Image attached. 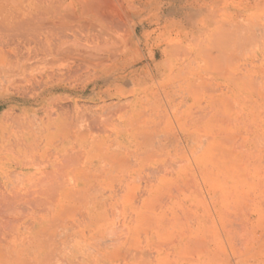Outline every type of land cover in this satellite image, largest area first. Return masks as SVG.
<instances>
[{
    "label": "rangeland",
    "instance_id": "1",
    "mask_svg": "<svg viewBox=\"0 0 264 264\" xmlns=\"http://www.w3.org/2000/svg\"><path fill=\"white\" fill-rule=\"evenodd\" d=\"M93 1L97 10L105 5L102 16L112 12L106 17L113 20L115 13L119 21L115 28L117 19L110 20L109 43L99 34L111 63L77 67L55 48L74 37L86 48L90 40L99 44L92 23L101 30V22L92 5L78 21L46 23L48 9L74 7L72 0H0V71L10 70L11 78L25 74L0 89V130L17 118V124L34 125V132L19 126L41 144L39 119L58 120L62 132L73 133L82 159L79 198L71 194V210L52 220L49 214L51 228L61 220V227L55 220L57 234L47 227L58 244L47 240L49 249L60 246L68 264H264V0ZM59 23L60 32L51 26ZM76 44L71 50L85 48ZM28 77L36 79L29 81L35 91L17 94ZM2 113L16 116L9 122ZM22 127L8 129L19 138ZM24 215L19 226L30 224ZM23 227L19 234L26 233ZM20 243L29 258V242Z\"/></svg>",
    "mask_w": 264,
    "mask_h": 264
},
{
    "label": "bare ground",
    "instance_id": "2",
    "mask_svg": "<svg viewBox=\"0 0 264 264\" xmlns=\"http://www.w3.org/2000/svg\"><path fill=\"white\" fill-rule=\"evenodd\" d=\"M104 0H102V2H103ZM118 1H120V0H118ZM122 1V0H121ZM72 2H73V0H72ZM104 2H110V1H104ZM71 3V2H70ZM91 3H93V4H91ZM95 2L93 1V0H78V2H77V0L76 1H74L73 2V5H74V7H68V5H66V4H64V6H63V4L62 5H60V7H57L56 9H48V11H46V13H47V15H49L48 16V19H45V22H46V20L47 21H50V22H53V23H56L57 21L58 22H61V21H63L64 19H71V20H76V21H78V19L80 20V19H83V15L84 14H86V11H88V9H90V7H91V5H92V9H96L97 8V6L98 5H100V4H94ZM105 3V4H106ZM116 3H117V1H116ZM123 3V1L121 2V4ZM72 4V3H71ZM108 4V3H107ZM118 4H119V2H118ZM65 5L67 6V7H65ZM93 5H95V7L93 6ZM106 6H108V5H106ZM134 6V5H133ZM101 6H99L98 8H100ZM104 7H105V5H104ZM103 7V8H104ZM116 7V6H115ZM120 8L122 7V6H119ZM40 8V7H39ZM102 8V7H101ZM101 8L100 9H98V10H101ZM103 8H102V10H103ZM108 8V7H107ZM118 7H116V9H117ZM124 8H125V5H124ZM106 9V8H105ZM94 10H92V12L95 14V15H98L99 16V21L101 22V30L99 29V28H97V27H95L96 25L98 26L99 24H96V25H94L93 23H92V25L94 26V28H96V30H98V32L96 33H92L93 35H96L97 36V38H99V39H97V38H94V39H97V41L99 40H103L102 42H104V44H106L107 42L109 43L110 41L109 40H112L114 37L111 35L112 34V32H111V36L110 37H113L112 39H108V37H107V39H106V36L108 35L109 36V27H113L114 25L115 26H117L116 25V23L117 22H119L118 21V19H117V17H116V15H114L113 14V17H112V19L113 20H111V18H110V20L113 22V21H115L116 19V21H115V23H113V26H111V21L108 19V17H110L111 15H112V12H111V15L109 16V14H106V12H105V16H104V14H103V16L100 14V12L96 9L95 11ZM107 10V9H106ZM117 10H119V12L120 11H122V10H120V9H117ZM99 13H98V12ZM115 11V10H114ZM118 12V13H119ZM124 12V11H123ZM123 12H121V14L123 13ZM103 13H104V10H103ZM107 13H110V12H107ZM118 13L116 12V14H117V16H118ZM87 15V14H86ZM108 15V17H106ZM120 15V14H119ZM52 16H54L53 18H52ZM95 17V16H94ZM93 17V18H94ZM118 17H120V16H118ZM93 18H91V20H93ZM85 19V18H84ZM115 19V20H114ZM41 20V19H40ZM87 20V19H86ZM86 20H85V22H86ZM39 21V20H38ZM43 21V22H42ZM110 21V22H109ZM41 22L42 23H44V19L43 20H41ZM82 22V21H81ZM110 24H109V23ZM42 23H40L41 24V28H42ZM46 23H48V22H46ZM62 23V22H61ZM87 24H85L84 26L86 27V28H89L90 29V31L92 30V25L90 26V22H88V20H87V22H86ZM38 25L39 24V22H35V25ZM40 24H39V26H38V28L40 27ZM52 24V23H51ZM109 24V25H108ZM120 24H122V22L120 23ZM124 24V23H123ZM118 25V26H124V25ZM46 25V27L48 26V27H51L52 26V28H55V26H57V31H58V29H60V28H62V26L59 28V25H60V23L57 25H55L54 24V27H53V25H51L50 26V24H45ZM44 25V26H45ZM73 25H75V24H73ZM78 25V24H77ZM76 25V26H77ZM67 26V25H66ZM114 26V27H115ZM72 27V26H71ZM79 26H77V28H78ZM81 27V26H80ZM113 27V28H114ZM52 28H50L51 30H52ZM64 28V27H63ZM73 28V27H72ZM94 28H93V30H94ZM116 28V27H115ZM49 29V30H50ZM73 29H75V28H73ZM81 29V28H80ZM48 30V31H49ZM51 30H50V32H51ZM61 30H65V29H61ZM87 30V29H86ZM96 30H94V31H96ZM116 30V29H115ZM40 31L42 32V29H40ZM47 31V32H48ZM57 31H55V32H57ZM89 31V32H90ZM101 31V32H100ZM58 32H60V31H58ZM63 32V31H62ZM68 32V31H67ZM79 32H80V30H79ZM78 32V33H79ZM83 32V31H82ZM105 34H104V33ZM43 33V32H42ZM66 32H64L63 34H65ZM100 33H102V35L104 36V38L106 39V41H104V38L102 37V36H100L99 34ZM114 33V32H113ZM50 34H52V33H50ZM107 34V35H106ZM43 35V34H42ZM53 35V34H52ZM66 35V34H65ZM76 35V34H75ZM74 35V36H75ZM93 35H92V37H93ZM106 35V36H105ZM115 35V34H114ZM101 38H103V39H100V37ZM87 37H88V35H87ZM95 37V36H94ZM91 38V37H90ZM92 39V38H91ZM60 40H62V39H60ZM72 40H74V42H70L71 44H73V46H74V44H76L75 42H77L78 40L74 37V39H72ZM75 40H77V41H75ZM80 40V39H79ZM87 40L89 41V38H87ZM87 40H85V38H84V41H87ZM116 40V39H115ZM50 41V40H49ZM48 41V42H49ZM71 41V40H70ZM87 41V42H88ZM94 41V40H93ZM92 40H90L89 41V43L90 42H92V43H90L88 46L89 47H87L86 48V44H84V42H83V44L82 43H80L81 42V40H80V42L78 41L77 43H80L79 45L81 46V47H83V46H85V48L84 49H79L78 47H75V48H78V49H72L71 50V48L73 47V46H67V44L66 43H68V41H61V43H59V44H57V42H55L56 44H57V46H56V52H58L59 54H64V55H62L63 56V58L65 57V58H67L66 60H70L71 62H72V64L75 66H77V65H79L78 63H82L83 65H99V66H101V65H108L109 63H111L110 61L108 62V64H107V59H105V57L103 56V55H106V54H103L102 55V52L103 51H105L106 52V45H107V47L109 46V44H106V45H101V46H99L100 45V42H99V44L97 45H95V42H93ZM96 41V40H95ZM117 41V40H116ZM52 42V41H51ZM54 42V41H53ZM58 42H60L59 40H58ZM106 42V43H105ZM119 42V41H118ZM126 42V41H125ZM46 43V42H45ZM55 43H51V44H55ZM63 43V44H62ZM64 43L66 44V45H64ZM70 43H68V44H70ZM114 43V41L112 42L111 41V45ZM47 44L48 43H46L45 45L47 46ZM50 44V43H49ZM61 44V45H60ZM102 44V43H101ZM120 44V43H119ZM125 44V43H124ZM123 44V45H124ZM63 45V46H62ZM77 46H79L78 44H76ZM75 45V46H76ZM93 46V48L96 50H94L91 46ZM94 45L96 46V47H94ZM110 45V46H111ZM115 45V44H114ZM98 46V47H97ZM53 47V46H52ZM66 49H65V48ZM69 47V48H68ZM101 47H103L104 49H106V50H104L103 48H101L102 49V51H98L97 49H100ZM50 47H48L47 46V48L46 49H49ZM65 50V52H64V50ZM89 48H92V50H90ZM109 48V47H108ZM120 48V47H119ZM53 49V48H52ZM54 49V50H55ZM70 49V50H69ZM58 50V51H57ZM68 50V51H67ZM48 51V50H47ZM97 51L98 52H100V53H97ZM109 52V55H110V48H109V50H108ZM117 51H119V49L117 50ZM49 52V51H48ZM94 52H96L97 53V55H96V53H94ZM113 52V51H112ZM116 53V52H115ZM56 54V53H55ZM59 54H57V55H59ZM98 54L100 55V56H98ZM61 55H59V56H61ZM108 55V54H107ZM23 57V56H22ZM25 57H28V56H25ZM109 58H111V60H112V57H115V56H108ZM68 60V61H69ZM18 64H19V60H15ZM77 61V62H76ZM14 62V61H13ZM70 62V63H71ZM21 63V62H20ZM73 66V67H74ZM11 65H10V69H11ZM69 67H70V65H69ZM72 67V66H71ZM72 67V68H73ZM78 67V66H77ZM71 68V69H72ZM71 69H69L70 71H71ZM3 70H6L5 69V67H4V69H2L1 71H3ZM13 69H11V71H12ZM104 70V69H103ZM0 71V73L2 74L3 72H1ZM14 71V70H13ZM15 71H17V70H15ZM14 71V72H15ZM105 71V70H104ZM7 73L8 72H10V70H7L6 71ZM5 71H4V73H3V75L1 76V77H3L4 76V78H2V79H4V81L3 80H1L0 79V89H2V87H4V84L6 83V86L7 87H9V85L10 84H13V83H15V78H16V76L14 75V73H13V76H12V78H11V75H10V77H9V75H6L7 73H6ZM21 72V71H20ZM24 72V71H23ZM12 73V72H11ZM25 73V72H24ZM5 74V75H4ZM28 74V73H27ZM23 75H25V74H23ZM21 76V73H20V75L18 74V76H17V78L19 77L20 78V76H21V78L22 77H24V76ZM31 75V74H30ZM9 79H7V78ZM35 77V76H34ZM33 77V78H34ZM26 78V77H25ZM32 77H30V79L32 80L33 79ZM46 78H48V76L46 77ZM29 79V77L26 79L27 80V82H28V86H26V87H23V86H25V85H27L26 83H24V85L22 86L21 85V87H19L20 89H17V91L18 90H20L19 92L21 93H17V94H19V95H22V94H25V95H28V93L27 92H25L23 89H25V88H27V87H29L30 86V83L32 82H29L30 81V79ZM35 79V78H34ZM42 79V78H41ZM5 80H7L6 82H5ZM22 80H25V79H22ZM36 80V79H35ZM47 81H49V79H47ZM60 81V80H59ZM33 82H34V80H33ZM38 82V81H37ZM16 83H18V81H16ZM20 83V82H19ZM22 83V82H21ZM35 83V82H34ZM45 83H47V82H45ZM31 84H33V83H31ZM37 84V83H36ZM40 84H41V82H40ZM48 84H49V82H48ZM37 85H39V83L37 84ZM10 86H12V85H10ZM16 86V85H15ZM32 86V85H31ZM30 86V87H31ZM29 87V90H30V92L32 91H35V89L34 90H31V88ZM33 87H35L34 85H33ZM33 87H32V89H33ZM6 88V87H5ZM10 88V87H9ZM12 88V87H11ZM18 88V87H17ZM22 88V89H21ZM14 89V88H13ZM28 89V88H27ZM26 89V91H29V90H27ZM37 89V88H36ZM15 90V89H14ZM22 90L25 92V93H23L22 92ZM16 90H15V92H17ZM136 92V91H135ZM23 96V95H22ZM136 96V95H135ZM54 97V96H53ZM52 97V98H53ZM50 98V97H49ZM51 98V99H52ZM49 102V101H48ZM44 107V106H43ZM53 107V106H52ZM46 108V107H45ZM61 108V107H60ZM13 109V108H12ZM11 109V110H12ZM21 109H24L23 110V113H24V117L28 114V108L26 107H23V108H21ZM48 109V108H47ZM49 109H51V108H49ZM18 110H19V108H18ZM20 111V110H19ZM35 111V110H34ZM5 112V111H4ZM11 112V111H10ZM30 112V111H29ZM9 113V112H8ZM8 113H2V115L3 114H6V117L7 116H9V117H7L6 119L8 120V118H10V119H13L15 116H13V115H11V113H10V115H8ZM51 113V112H50ZM53 113V112H52ZM29 114H31V113H29ZM45 114H46V112H45ZM44 114V115H45ZM21 114L19 113V120H21V118L20 117H22V115L20 116ZM13 116V118H11ZM34 117L35 116H37L36 114H34L33 115ZM40 116V115H39ZM23 117V118H24ZM27 117V116H26ZM29 117V116H28ZM27 117V119L26 118H24V120L26 119L27 121H29L30 122V119H31V122H32V115H31V117H29L28 118ZM41 117H43L42 115H41ZM41 117H39V118H41ZM45 117V116H44ZM66 117V116H65ZM4 118H5V116H4ZM37 118H38V116H37ZM46 118V117H45ZM69 118L71 119V117L69 116ZM1 119V118H0ZM3 119V118H2ZM9 119V120H10ZM15 119H16V122H17V118H14L13 119V121H14V123H12L13 121L11 120V125H9V126H12V127H8V128H12V130H14L16 127H22V126H24V124H22V122L21 121H19L18 123L19 124H17L16 122H15ZM35 119H36V117H35ZM34 119V120H35ZM58 119V118H57ZM56 119V120H57ZM8 120V121H9ZM40 120V123L42 124L41 125V127L43 126V129H41L40 130V135H41V137H40V139H41V141H40V143L41 144H38L37 142H34V138L32 139V135L33 134H31L30 132H26V130H25V128H23L22 130H25L24 132H22V133H20V137L18 138V137H16V135L17 134H14V132L12 131V130H9L8 128L7 129H3V130H0V250H2V248L3 249H5L6 250V244H8V248H7V250H6V252H5V250H2V252H1V254H5V253H7V255L5 256V255H3V256H5V257H7L6 259H5V257H3L1 254H0V264H1V262H3V263H5V264H27V263H29V264H53L54 262H55V264H57V262H56V260L58 259V258H60V256H61V254H60V256H59V251H58V249H59V247L57 246V247H55L56 245H58V244H55L54 242H55V240H54V234L56 233L55 231H54V229H55V227H56V223L57 222H61V220H59L57 217H58V215H55V216H57V217H55V218H57V219H55L54 220V226L55 227H53V228H51V226H52V224H50V226H49V224H48V220H49V218H51V220H52V217H53V219H54V214H58L59 212H60V210H64L65 211V209H66V207L67 206H69L68 204H70V203H72L75 199H73V198H71L70 196H71V194H73L72 196L74 197V195H76V194H74L75 193V191H76V188L78 187L77 185H78V178H77V172H76V165L77 166H79V164H77V163H79V159L80 158H78V153L74 150V145H75V138H74V136H72L73 135V133H72V135L69 133H66V132H62V130H61V128H60V126H59V121L57 120V121H50V118L48 119V117H47V119L44 121V120H42V119H39ZM36 121H37V119L35 120V123H36ZM10 122V121H9ZM25 122V121H24ZM30 122V123H31ZM73 122V121H72ZM66 123V122H65ZM69 123V122H68ZM70 123H71V121H70ZM4 124V123H3ZM3 124H1V125H3ZM8 124H10V123H8ZM15 124V125H14ZM31 124H33V122L31 123ZM7 125V124H6ZM13 125L14 126H16L15 128L13 127ZM19 125H22V126H19ZM36 125V124H35ZM37 125H39V124H37ZM67 125V124H66ZM69 125V124H68ZM25 126H28L27 127V130H28V128H30V129H32V128H34V125L32 126V125H30V126H32V128L31 127H29V125H25ZM24 126V127H25ZM71 126V125H70ZM74 126V125H73ZM67 127V126H66ZM69 127V126H68ZM18 128H16V129H18ZM36 128V127H35ZM65 128V127H64ZM15 129V133H16V130ZM21 129V128H20ZM19 129V130H20ZM69 129V128H68ZM18 130V131H19ZM33 130V129H32ZM31 130V131H32ZM65 130V129H64ZM69 130H71V129H69ZM68 130V132H70ZM30 131V130H29ZM33 132H34V130H33ZM32 132V133H33ZM72 132H73V130H72ZM6 134V135H5ZM18 135H19V133H18ZM35 135H37V134H35ZM79 139V138H78ZM38 140V139H37ZM36 140V141H37ZM38 145V146H37ZM76 148V147H75ZM76 150H78V148H76ZM81 150V149H80ZM82 157V156H81ZM37 160H39V161H41V162H38ZM80 160H82V159H80ZM36 161V162H35ZM41 164V165H40ZM35 165H39L38 167H34ZM18 177V179L20 180H18V179H16L17 177H15V175L13 176V173ZM84 173V172H83ZM12 174V176H10ZM21 176V177H20ZM23 176V177H22ZM84 176V175H83ZM11 177H12V179H11ZM15 177V178H14ZM91 177V176H90ZM35 178H36V180H35ZM64 178H68L69 180V184L67 183V184H65V179ZM33 181H32V180ZM12 180H18L17 182H16V184H14L13 182H12ZM62 180V181H61ZM63 180L65 181V182H63ZM20 183V184H19ZM91 187V186H90ZM82 188V187H81ZM83 189V188H82ZM86 189L88 190V188L86 187ZM89 190H90V188H89ZM71 192H73V193H71ZM86 192V191H85ZM84 192V193H85ZM77 196V195H76ZM69 197H70V199H69ZM78 197V196H77ZM79 198V197H78ZM88 199V198H87ZM73 200V201H72ZM80 200V199H79ZM81 201V200H80ZM87 202H89V201H87ZM78 203H81V202H78ZM83 203V202H82ZM80 205V204H79ZM18 208H19V210H18ZM67 208H72V206H70V207H67ZM82 208V207H81ZM47 209H49L48 211H47ZM74 209H77V207L75 208H73V210H72V212H70L69 214H72V213H76V212H74ZM10 210V211H9ZM23 210V211H22ZM71 210V209H70ZM78 210V209H77ZM10 213H8V212ZM18 211V212H17ZM20 211H22V212H20ZM76 211V210H75ZM84 211V210H83ZM7 212V213H6ZM13 212H17L18 213V215L16 214V216H15V218L13 217ZM25 212V213H24ZM21 213V214H20ZM50 213H53V216H51V217H49V214ZM66 213H67V210H66ZM65 213V214H66ZM6 214L8 215V217L6 216ZM13 214V215H12ZM23 214H26L27 215V217L30 219V222H28V221H26L27 223V225L28 226H24L23 224L21 225L22 227H23V231H25V229H26V233H23V235L22 234H19V227L20 228H22L21 226H19L18 225V220L19 219H21V218H19V217H23ZM64 214V212L63 213H61L60 215H61V218L63 217V215H65ZM19 215H21V216H19ZM26 215H24V216H26ZM18 216V217H17ZM68 216V215H67ZM10 217H12L13 219H15L16 220V222H15V220L14 221H12V219H9ZM49 217V218H48ZM18 218V219H17ZM24 218V217H23ZM28 218H26V219H28ZM63 218H65V217H63ZM21 221V220H20ZM71 221V220H70ZM69 221V222H70ZM13 222V223H12ZM18 225H16L17 227H14V228H11V226L14 224V226H15V223ZM68 222V221H67ZM8 223H10V224H12V225H10V224H8ZM74 223V222H73ZM73 223H71V224H69V225H71V227L70 226H68V229L70 230V228H71V232L70 233H72L73 234V230H72V227H74L73 226ZM24 224H25V222H24ZM25 224V225H26ZM48 224V225H47ZM58 224V223H57ZM62 224H64L65 226H67L66 224H65V222L64 223H62ZM8 225H9V227H8ZM47 225V226H46ZM61 225V223L59 224V225H57V226H60ZM75 225V224H74ZM50 227L51 229V231H52V229H53V231L55 232H53L54 234H50V233H48L47 232V230H49V228H47V227ZM61 227V226H60ZM63 227V226H62ZM7 228H9V229H13L12 231H14V232H12V234H11V230H9L8 229V232H7ZM59 228V227H58ZM14 229H16V231L14 230ZM27 229L29 230V231H27ZM74 229V228H73ZM56 230V229H55ZM61 230V229H60ZM62 230H63V228H62ZM66 231L67 232H69L68 230H67V228H66ZM61 232V231H60ZM66 233V232H65ZM70 233H68V234H70ZM24 234L26 235L27 234V238L26 237H24ZM49 234V235H48ZM57 234V233H56ZM60 234V233H59ZM51 235H53L54 237L52 238L51 237ZM62 235V237H63V233L61 234ZM66 235H67V233H66ZM74 235L75 234H73V236L72 237H74ZM24 237V238H23ZM51 237V238H50ZM60 237V236H59ZM67 237H68V235H67ZM71 236L70 237H68V239L70 240L71 238H72ZM28 238H30L29 239V241H27L26 239H28ZM57 238H58V236H57ZM77 238V237H76ZM9 241H8V240ZM25 240L26 241V243H28L29 242V244H28V246H29V248H30V250H31V255H30V257L29 258H26V257H24V254H23V249H21V247H20V244L22 243V242H24V241H22L21 243H20V241L21 240ZM52 239L54 240V242H52ZM47 240H51V242H50V245H51V243H53L55 246H53V244H52V246H53V249L54 250H56V248H57V250L56 251H52L53 249H51L52 248V246H51V248L49 249V247H50V245H49V243H47L48 241ZM58 240V239H57ZM65 240H67V239H65ZM72 240V239H71ZM20 243V244H19ZM25 243V244H26ZM59 243H60V241H59ZM63 243V242H62ZM62 243L60 244V245H62ZM72 243V242H71ZM10 244V245H9ZM24 244V243H23ZM37 245V247H35V246ZM62 247V246H61ZM69 247H70V245H69ZM61 249V248H60ZM9 250V251H8ZM8 251V252H7ZM25 251V250H24ZM50 251H52V253H57L56 255L57 256H59V257H55L54 256V258H53V255L51 256V252ZM3 252H5V253H3ZM12 252V253H11ZM29 252V251H28ZM73 252V251H72ZM9 253H11L10 255H9ZM71 253V252H70ZM69 253V254H70ZM29 255V254H28ZM11 256V257H10ZM26 256V255H25ZM49 256H50V258L51 259H53L54 261H51V259L49 258ZM78 256V255H77ZM62 257H63V255H62ZM60 258V260L58 259L57 261H58V264H62V262H61V260H63L64 262H63V264H65V262L68 264V262H67V260H65V259H63V258ZM73 258V257H72ZM28 261H27V260ZM56 259V260H55ZM59 261H60V263H59ZM52 262V263H51ZM2 263V264H3Z\"/></svg>",
    "mask_w": 264,
    "mask_h": 264
}]
</instances>
